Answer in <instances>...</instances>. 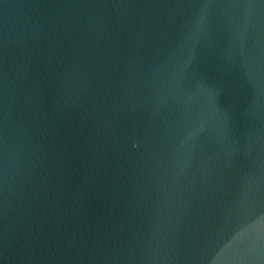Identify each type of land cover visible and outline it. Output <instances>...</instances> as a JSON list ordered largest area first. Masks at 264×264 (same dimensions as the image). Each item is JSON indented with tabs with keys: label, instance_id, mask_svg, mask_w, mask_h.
Returning <instances> with one entry per match:
<instances>
[{
	"label": "water",
	"instance_id": "1",
	"mask_svg": "<svg viewBox=\"0 0 264 264\" xmlns=\"http://www.w3.org/2000/svg\"><path fill=\"white\" fill-rule=\"evenodd\" d=\"M0 264H264V0H0Z\"/></svg>",
	"mask_w": 264,
	"mask_h": 264
}]
</instances>
